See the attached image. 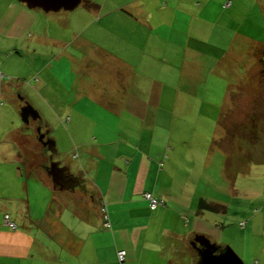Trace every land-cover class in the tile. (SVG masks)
Listing matches in <instances>:
<instances>
[{
	"label": "crops",
	"instance_id": "obj_1",
	"mask_svg": "<svg viewBox=\"0 0 264 264\" xmlns=\"http://www.w3.org/2000/svg\"><path fill=\"white\" fill-rule=\"evenodd\" d=\"M209 1L82 0L44 11L0 0V264H203L199 236L215 253L231 248L245 264H264V178L255 172L264 163L253 168V141L221 126L226 95L204 93L225 52L216 25L203 39ZM214 1L228 33L238 30L236 10L224 12L232 1ZM251 46L264 53V40ZM21 99L53 148L73 153L63 179L84 183L89 200L72 199L76 186L59 181L42 215L26 200L32 183L47 184L37 146L20 141ZM144 192L164 204L151 208ZM66 210L81 226L60 239Z\"/></svg>",
	"mask_w": 264,
	"mask_h": 264
},
{
	"label": "rangeland",
	"instance_id": "obj_2",
	"mask_svg": "<svg viewBox=\"0 0 264 264\" xmlns=\"http://www.w3.org/2000/svg\"><path fill=\"white\" fill-rule=\"evenodd\" d=\"M231 1L233 4L232 7L226 8L225 10L221 9V12L224 10L225 13L235 9L238 14L237 19H235L238 30H232L231 33H228L229 28L233 29L231 23L226 21L224 16H222V18L216 17L220 10L219 5H217V1L210 0L206 5L204 15L207 17V26L205 27V35L203 36V39H210L208 37L211 33V26H208V24L216 25V30H222L221 38H219L218 41L222 46V52H225L223 57L218 60L222 61L223 68L219 69L215 67L207 72L206 88L204 87V93H211V95L214 93L220 94L223 99L224 95H226L225 101L223 100L222 105L223 113L221 117V126L233 127V132H230V134L232 136L235 135L238 140H243L238 141L239 143L249 145L244 141H253L254 149L251 150L252 153L250 157L253 159L254 168L256 164L260 162L264 163V150L259 148L261 146L264 147V73L261 67V62H259L258 69H254L255 71L252 66L253 64L254 66H257L260 56L264 60V53L260 54V56L258 53H253L251 51L253 49L251 44H253L254 40H264V15H261V5L264 8V2H262L264 0ZM221 4H223L222 0ZM214 18L217 19V21L214 20L212 22ZM248 36L251 38H247ZM242 38L246 40L243 46H241ZM209 56L213 57V54H209ZM20 101L22 102V105L19 107L17 114L18 124L22 131L19 133L20 141H26L27 138L33 140L40 152L38 155L35 154L34 157L38 158L41 163L46 164L47 167H57L55 172L61 176L58 181L61 183L66 182L67 180L63 178H66L67 174H65L66 170L63 168L65 166L70 167L69 163L72 160L73 153L69 152L68 154H64L59 152L56 148L50 149L48 146L40 144L41 141L39 140L37 134L39 133L38 128H40L41 133L45 135V140H52L50 134L46 132L43 126L41 127L40 117L36 119L30 118L27 123L22 120L21 108L24 105L23 102L26 100L21 99ZM245 128L252 130V132L246 135L242 132ZM243 135H246V138ZM204 136H206L204 137V140H210L209 133L204 134ZM225 136V134H221L222 138ZM24 150L25 149H23V151ZM25 151L28 152L30 150ZM73 166L78 168V165ZM41 167L43 170V172L41 171V175L47 184V188L39 184H37V187H34V183H32V190H30L29 195L26 197V200H30V205L33 206L36 213L40 215L43 214L46 207L50 204L51 187L55 190L61 188L59 183H57V180L53 179V175L49 177V173L46 168H43V166ZM60 167L61 172L59 171ZM255 172L262 174V178H264V167L255 170ZM23 179L25 180V177ZM262 183L264 184V181H262ZM79 185L83 186L84 183ZM69 186H71V183ZM262 189L264 190V185ZM84 191L85 190H81L80 186H76L75 194L72 199H80L82 198L81 196L84 195L83 199L89 200L90 193L84 194ZM52 210L49 213L50 217L53 215ZM60 220L64 224L62 228V235L59 237L60 239L65 238V232L77 230L79 226H81L80 221L75 219L68 210L64 211ZM30 232L37 233L39 238L44 239L43 234H39V231L36 229L31 230ZM55 243L50 244L51 251L58 253L57 256L62 257L59 262H63L66 253L60 251L59 245ZM47 253L49 255L52 254L50 251H47Z\"/></svg>",
	"mask_w": 264,
	"mask_h": 264
},
{
	"label": "water",
	"instance_id": "obj_3",
	"mask_svg": "<svg viewBox=\"0 0 264 264\" xmlns=\"http://www.w3.org/2000/svg\"><path fill=\"white\" fill-rule=\"evenodd\" d=\"M25 2L29 7H40L44 11H57L59 9L71 10L81 3L82 0H20ZM39 117L38 111L29 103H26L21 108V118L24 122H29L30 118L36 119ZM38 138L50 149H53L54 142L44 138V134L41 133L40 128H38ZM53 179L59 180L60 175L56 172H52ZM71 188L77 185L72 181L63 182L65 185H70ZM195 240L200 244V250H202L204 256L203 264H245L239 256L231 249L225 248L219 253H215L218 250L217 246H214L209 242V240L204 236L195 237Z\"/></svg>",
	"mask_w": 264,
	"mask_h": 264
},
{
	"label": "built area",
	"instance_id": "obj_4",
	"mask_svg": "<svg viewBox=\"0 0 264 264\" xmlns=\"http://www.w3.org/2000/svg\"><path fill=\"white\" fill-rule=\"evenodd\" d=\"M229 4H230V1H227L225 3V6H229ZM143 195L149 201V205L151 208H156L157 206L164 204V200L162 197H156L151 192H144ZM101 211L105 214V217L107 218L105 206H101ZM5 221L9 226H11L13 228L15 227V224L12 221H10L8 219V217L5 218ZM105 225H109V223L106 222ZM117 257H118L119 261L123 262L125 260V257H126V250H124V249L118 250Z\"/></svg>",
	"mask_w": 264,
	"mask_h": 264
},
{
	"label": "trees",
	"instance_id": "obj_5",
	"mask_svg": "<svg viewBox=\"0 0 264 264\" xmlns=\"http://www.w3.org/2000/svg\"><path fill=\"white\" fill-rule=\"evenodd\" d=\"M86 4V3H85ZM90 4V3H89ZM87 5H88V2H87ZM261 64L263 65L262 66V69H263V73H264V60L261 59L260 60ZM45 167L47 168V171H49V166L47 167L46 164H45ZM57 168V167H56ZM55 170V169H54ZM58 183V181H57ZM60 185V184H59ZM61 188H64L62 185H60ZM82 188V187H81ZM199 208H206V209H211V210H218V208H220L217 204L215 203H210V202H207V201H204V200H200L199 201Z\"/></svg>",
	"mask_w": 264,
	"mask_h": 264
},
{
	"label": "flooded vegetation",
	"instance_id": "obj_6",
	"mask_svg": "<svg viewBox=\"0 0 264 264\" xmlns=\"http://www.w3.org/2000/svg\"><path fill=\"white\" fill-rule=\"evenodd\" d=\"M80 186V185H79Z\"/></svg>",
	"mask_w": 264,
	"mask_h": 264
}]
</instances>
